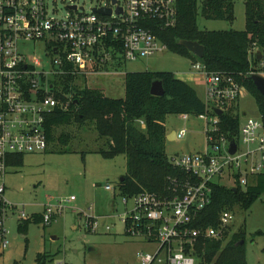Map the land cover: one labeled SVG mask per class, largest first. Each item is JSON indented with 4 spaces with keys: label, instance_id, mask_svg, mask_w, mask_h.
Masks as SVG:
<instances>
[{
    "label": "built area",
    "instance_id": "built-area-1",
    "mask_svg": "<svg viewBox=\"0 0 264 264\" xmlns=\"http://www.w3.org/2000/svg\"><path fill=\"white\" fill-rule=\"evenodd\" d=\"M102 8H111L112 13L99 12ZM67 10L56 16L58 10L50 0H0V250L9 245L6 222L17 209L4 197L9 157L46 151L47 116L56 108L67 111L74 99L63 92L55 77L73 75V84L78 86L80 78L164 51L167 44L157 33L175 26L178 15L176 0H97L89 10L77 3ZM29 42L44 44L51 70L42 68L39 57L25 53ZM249 59L253 68L248 75L264 76V49L257 42L250 45ZM192 63V72L205 82L209 104L197 116L205 121L204 150L169 159L185 175L169 176L162 193L143 187L138 193L122 194L118 187L124 210L117 217L125 233L154 245L153 251L140 250L134 264H214L206 261V240L224 239L235 228L234 212L228 209L220 212L216 226L197 225L211 202L213 185H223L227 179L234 187L246 188L252 177L264 172L261 117H246L232 140L231 131L223 130L216 113L236 104L247 90L245 85L234 75L208 70L200 60ZM181 116L184 120L191 117ZM187 132L186 128L175 132V139ZM232 142L237 145L235 153H231ZM106 189L112 187L106 185ZM75 199L71 196L65 201ZM58 203L45 206V224L65 209L62 200ZM19 216L29 217L25 210H19ZM112 217L116 215L87 217L86 226L96 231L103 218Z\"/></svg>",
    "mask_w": 264,
    "mask_h": 264
},
{
    "label": "rangeland",
    "instance_id": "rangeland-1",
    "mask_svg": "<svg viewBox=\"0 0 264 264\" xmlns=\"http://www.w3.org/2000/svg\"><path fill=\"white\" fill-rule=\"evenodd\" d=\"M50 0L57 8L56 16L68 12L67 6L77 3L86 10L97 0ZM200 29L208 30H244L246 27V9L244 0H236L235 20L232 24L225 20L198 18ZM28 56H37L42 60V68L51 70L42 43L29 42L26 45ZM193 56L182 55L165 49L152 56L138 60H127L114 69H104L96 75H88L77 81L81 89L85 87L101 90L109 97L125 96V74L136 71H172L174 73L192 70ZM200 96L203 92L199 90ZM241 118L261 117L255 98L247 91L239 100ZM136 126L145 131L139 120ZM165 126L167 133L187 129L181 139H171L167 135L166 153L169 159L175 154L202 152L206 145L204 133L205 121L191 116L188 120L181 115H168ZM69 137V143L63 140ZM109 140L102 138L94 121L80 124L58 125L55 139L44 152L27 153L24 164L10 167L6 176L4 197L17 209L12 211L6 222L9 245L0 250V264H36L39 253L47 255L46 264H134L140 250L153 251L154 245L125 233L124 225L117 215L124 206L119 196V181L126 174V156L113 159L103 157L98 149L108 147ZM63 150V151H60ZM233 187L229 180L222 182ZM112 187L107 191L105 186ZM74 196L76 199L65 201ZM62 200L66 206L49 225L31 223L27 234L18 231L21 219L19 210H25L27 216L43 213L45 204L58 205ZM234 228H243L245 232V255L247 264H264V194L248 210L238 206L234 209ZM116 215L103 218L96 231L86 226L87 217ZM106 225L112 228L107 230Z\"/></svg>",
    "mask_w": 264,
    "mask_h": 264
},
{
    "label": "trees",
    "instance_id": "trees-1",
    "mask_svg": "<svg viewBox=\"0 0 264 264\" xmlns=\"http://www.w3.org/2000/svg\"><path fill=\"white\" fill-rule=\"evenodd\" d=\"M244 1V30H208L200 29L198 25L200 14L206 19L225 20L232 24L235 20L236 0H176V25L158 31L157 34L167 44L168 49L182 55L193 56L180 44L181 40L202 44L205 49L204 56L199 58L195 55L193 62L200 60L208 70L234 75L243 82L247 91L255 98L264 124V96L248 75L253 68L249 59L251 43L257 42L258 46L264 49V0ZM55 78L63 92L71 93L74 99L67 111L56 108L47 116L48 146L55 139V128L58 125L71 124L73 121L83 124L92 120L99 135L109 140L108 147L98 149L97 152L108 159L119 155L126 156L127 172L118 185L122 194H135L143 187L162 193L168 187L169 176L185 175L171 164L167 156L168 133L165 121L168 115L188 114L197 117L208 110L209 104L198 95L189 82L178 78L172 71L127 72L125 96L114 98L99 89L79 88L73 84V75ZM156 80L162 82L164 96L151 94L152 84ZM58 95L62 97L60 93ZM219 117L223 130L231 131L229 137L235 139L241 123V115L235 111V106L225 110ZM140 119L145 121V131H141L135 124ZM69 139L65 136L63 141L68 144ZM24 156H10L8 166H23ZM236 188L237 190H234V187L214 184L211 202L204 209L197 225L204 228L216 226L223 210L234 211L238 206L248 210L264 194V173L257 175L253 183L246 188L240 185ZM31 223H44L43 213H34L28 218L20 219L19 233L27 234ZM245 239V232L241 227L224 239H207V263L247 264ZM46 256L39 253L36 264H46ZM13 264L19 262L15 261Z\"/></svg>",
    "mask_w": 264,
    "mask_h": 264
},
{
    "label": "water",
    "instance_id": "water-1",
    "mask_svg": "<svg viewBox=\"0 0 264 264\" xmlns=\"http://www.w3.org/2000/svg\"><path fill=\"white\" fill-rule=\"evenodd\" d=\"M114 2L116 0H113ZM99 12L103 13V14H111L112 13V9L111 8H102V9H98ZM180 44L182 46H184L185 48H187L192 54L196 55L199 58H203L204 56V46L202 44H200L197 41H191V40H181ZM259 53V58H262V53L261 50H258ZM252 80L254 81L257 89L260 91V93L264 96V76H261L259 74H253L250 75ZM151 94L155 95V96H164L165 95V89L163 87V84L161 81L156 80L153 82L152 87H151ZM224 111L222 109H216V113L221 115ZM175 132H173V136L168 134L169 138H175ZM236 142H232L231 144V153H235L236 151ZM124 179V177H122L120 179V181H122ZM234 190H237V188H234ZM244 243V240L241 241V244Z\"/></svg>",
    "mask_w": 264,
    "mask_h": 264
},
{
    "label": "crops",
    "instance_id": "crops-1",
    "mask_svg": "<svg viewBox=\"0 0 264 264\" xmlns=\"http://www.w3.org/2000/svg\"><path fill=\"white\" fill-rule=\"evenodd\" d=\"M176 76L182 80H185L187 82H189L195 89L197 92H199V90H201L203 92V96H200V94L198 93V95L205 99V82L204 80L202 79V77L198 76L197 74H195L194 72H192V70H189V71H184V72H178V73H175ZM241 99V98H240ZM239 99V100H240ZM235 106V111L239 113V101L234 104ZM240 114V113H239ZM245 119V118H244ZM244 119L241 118V121H243ZM139 121V120H138ZM140 121L144 124L143 126L146 127V124H145V121L144 119H140ZM169 135H172L173 136V132ZM172 139H175V138H172ZM237 148V146H236ZM236 152V151H235ZM264 173V172H263ZM259 175V174H258ZM256 177V176H255ZM255 177H252L251 178V183H253L254 181V178ZM119 187V186H118ZM234 187V186H233ZM236 188V187H234ZM105 189H106V186H105ZM107 191H110L108 189H106ZM47 204H45L46 206ZM44 206V207H45ZM45 209V208H44Z\"/></svg>",
    "mask_w": 264,
    "mask_h": 264
}]
</instances>
